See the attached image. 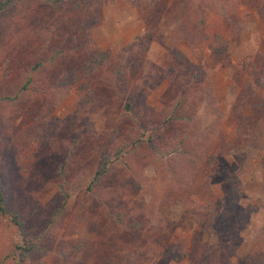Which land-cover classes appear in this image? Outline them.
<instances>
[{
    "label": "rangeland",
    "instance_id": "rangeland-1",
    "mask_svg": "<svg viewBox=\"0 0 264 264\" xmlns=\"http://www.w3.org/2000/svg\"><path fill=\"white\" fill-rule=\"evenodd\" d=\"M197 2L205 10L204 27L209 35L219 31L231 39L227 30L219 27L220 13L227 5L236 6L235 14L240 21L237 40L222 54H215L205 46L195 51L178 44L188 64L197 63L203 69L222 113L209 150L215 158L213 164L217 174L209 182L208 191L219 195L225 172L238 169L242 192L236 202L256 208L236 238L230 241L235 247L228 246L220 237V229L216 230L218 237L211 235L208 239L216 246L213 253L220 255L216 264H234L242 255L264 245V161L250 150L237 148L230 116L246 81L257 85L254 79L261 73L264 24L258 14V0ZM98 3L89 23L93 47L113 53L131 47L129 63L136 58L135 68L122 83V96L111 92L105 98L106 104L100 103L90 117L91 133L104 130L107 135L113 127L115 131L122 125L126 127L124 123L115 126L114 123L126 92L136 79L143 83L140 101L158 110L168 89L167 79L176 78L179 63L155 40L156 30L148 38L141 36L145 24L129 0H99ZM174 4L176 9L182 1L174 0ZM71 17L72 14H67L65 19ZM53 20L38 0H23L0 13V173L11 181V205L20 212L28 231L33 234L47 225L53 210L59 206L61 196L57 193V184L66 181L64 185L70 190L50 238L38 245L29 259L30 264H158L160 257L149 260L139 255L132 261H123V256L137 245L136 250H143L157 236H162L164 243L186 237L189 245L206 239L207 230L201 222L206 213L199 211L201 208L194 211L189 207V200L199 205L203 203V191L198 188L201 171L189 173L191 187L178 196L181 186L171 182L169 173L161 169L145 148L140 149L138 155L128 156L126 167L114 165L107 178L93 190H86L102 143L98 145L84 135V143L80 144L82 152L74 147L72 155L68 154L72 140L80 133L81 120L86 119L79 113L74 115L73 111L88 94L75 84L61 101L51 102L53 97L47 93L51 78L75 61L74 56H70L66 63L48 64V56L42 51L39 39L45 25ZM159 26L160 30H167ZM159 26L156 23L155 27ZM199 55L201 60L197 61ZM34 61H40V65L33 70ZM252 63L255 67L249 68ZM233 66L240 73L238 84L231 73ZM31 73L33 76L26 83V76ZM100 76H108V70ZM25 83V89L21 90ZM256 91L264 100V88L257 86ZM244 112L249 113V110ZM209 119H202L201 124ZM166 135L173 137L170 131ZM169 188L173 192L168 195ZM20 243L15 225L7 215H1L0 264H12V250ZM149 257L153 259L152 252ZM166 264L187 262L179 260Z\"/></svg>",
    "mask_w": 264,
    "mask_h": 264
},
{
    "label": "trees",
    "instance_id": "trees-1",
    "mask_svg": "<svg viewBox=\"0 0 264 264\" xmlns=\"http://www.w3.org/2000/svg\"><path fill=\"white\" fill-rule=\"evenodd\" d=\"M21 1L23 0H0V13ZM38 1L46 15L54 19L45 25L39 39L42 51L48 56V64L53 66L56 62L66 63L70 56L75 58L74 63H68V66L51 78L47 88L48 95L53 97L51 102L55 104L61 101L75 84L88 94L83 103L73 111L74 115L79 113L86 119L81 120L80 133L72 140L68 154L72 155L74 147H79V152H82L80 144L84 143L86 136L98 145L102 143L95 168L86 183V190H93L94 186L107 178L114 165L126 167V158L138 155L142 148L154 156V161L161 165L162 170L169 173L171 182L181 186L177 190L178 196L190 189L191 181L187 177L191 171H201L202 174L198 188L203 191V203L199 205L194 200H189V207L194 211L201 208L199 211L206 213L201 222H204L207 238L189 245L190 241H187L186 237L164 243L163 237L157 236L149 241L143 250H136L138 245L132 248L133 251L128 250L123 256V261H132L140 255L149 260L160 257L158 264L179 260H185L187 264H216L220 255L213 253L216 246L208 240L210 236L218 237L216 230L220 229V237L228 246L235 247L236 244L232 245L230 241L236 238L237 232L243 228L256 208L250 204L240 206L236 202V197L242 192L241 183L237 178L238 169L225 172L219 195L215 196L208 191L209 182L217 174L213 164L215 158L209 150L213 145V136L222 113L217 107L210 83L205 80L203 69L197 63L188 64L185 55L178 49V44H184L195 51H200L205 46L215 54L224 53L239 36L240 21L235 14L236 6L233 3L227 5V9L223 8L220 13L219 27L221 30H227L231 37L229 40L219 31L211 35L205 32V10L197 0H181L182 4L176 9L174 0H129L131 6L139 11L145 24L141 36L148 38L150 33L156 30L155 40L165 46L179 63L177 76L172 80L167 79L168 89L160 101L158 110L146 107L140 101L143 83L136 79L137 82L126 92L114 123L115 126L121 122L126 124V127L123 128L122 125L117 131L113 130V127L107 135L104 130L93 135L90 117L96 112L95 108L100 103L106 104L105 98L110 96L111 92L118 97L122 96V83L126 81V75L130 76L135 68L136 58L131 59L132 62L129 63L131 47L119 53L93 47L89 36V23L99 0ZM67 14H72V17L65 19ZM258 14L264 24V0H258ZM156 23L167 30H160V26L156 28ZM200 60L199 55L197 61ZM39 65L40 61H34L32 69ZM254 67L252 63L249 68ZM261 68L259 78L254 79L257 85L250 80L246 81L235 99L230 116L234 131L233 142L237 148L250 150L264 161V100L256 91L257 86L264 88V54ZM105 69L108 70V76L101 77L100 74ZM231 73L238 84V68L233 66ZM32 76V73L26 76V83ZM26 83L22 84L21 90L25 89ZM90 106L94 109L88 110ZM245 109H248L249 113H245ZM208 118L210 119L207 122L201 124L202 119ZM168 131L173 137L168 138ZM185 178L187 181H184ZM8 180V177L0 173V216L9 217L21 238V243L15 245L12 250V264H30L29 259L39 248L38 245L43 239L50 238L58 217L65 209L70 190L64 185L66 181L57 184V193L61 196L59 206L53 210L47 225L39 227L32 234L28 231L20 212L14 210L11 205V181ZM172 192L173 189L169 188L166 194ZM151 252L153 259L149 257ZM234 264H264V245L258 250L242 255Z\"/></svg>",
    "mask_w": 264,
    "mask_h": 264
}]
</instances>
